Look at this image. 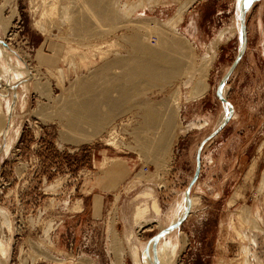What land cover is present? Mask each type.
<instances>
[{
    "label": "rangeland",
    "instance_id": "1",
    "mask_svg": "<svg viewBox=\"0 0 264 264\" xmlns=\"http://www.w3.org/2000/svg\"><path fill=\"white\" fill-rule=\"evenodd\" d=\"M48 1L0 0V61L30 77L12 82L15 98L0 92L8 123L0 135V238L10 242L0 264L153 263L137 251L151 245L155 257L150 243L182 203L187 215L160 238L181 242L173 264H217L219 232L227 236L228 217L240 210L249 253L243 257L231 243L226 259L264 264V0L246 8V46L223 82L224 102L217 90L240 49L241 0H95L85 32L68 21L69 0ZM176 39L187 46L184 57L171 48ZM154 46L163 49L160 58L184 60H162L153 78L139 75L129 85L123 78L131 67L163 59ZM209 60L206 89L193 97ZM80 100L111 117L96 138L74 146L61 141L57 118ZM144 104L157 116L146 117ZM229 107L230 118L210 137ZM166 108L173 113L169 131ZM250 109L261 125L253 135L237 132ZM113 126L117 145H106ZM205 139L189 210L184 192ZM142 142L153 143L152 157Z\"/></svg>",
    "mask_w": 264,
    "mask_h": 264
},
{
    "label": "bare ground",
    "instance_id": "2",
    "mask_svg": "<svg viewBox=\"0 0 264 264\" xmlns=\"http://www.w3.org/2000/svg\"><path fill=\"white\" fill-rule=\"evenodd\" d=\"M59 1H62V0H59ZM188 1L186 0L185 3L189 4ZM192 1L193 0H190V3ZM67 3L70 6L67 5L66 7L67 8L71 7V8H69V10L68 9H65V10L70 11V12H68V11H66V12L67 13H71V15L70 16L67 15L66 12L64 11V9L62 8L63 5H66L64 2H63V5H62V3L60 4V5H62L61 6L62 9L61 8H60L61 10L59 9L60 13L63 10L62 12L64 14H66L68 18H70V19H68L66 17L68 19V21L71 20V22L74 23V24L72 23L74 26H76V27L79 26L77 29H81V32H82V30H84V32H85L88 29L89 25H90L88 23V21L90 19V14L93 11L94 6L96 5V1L95 0H69V2H67ZM58 5H57V7H58ZM60 5H59V7H60ZM185 6H188V5H185ZM66 7L64 6V8H66ZM182 8L184 9V6ZM45 10H46V8H45ZM56 10H58V8ZM59 11H56V12H59ZM63 15H60L59 17L61 19L65 18V17H63ZM64 21H66V20L64 19ZM171 25H173V24H171ZM238 30H241V27L239 29V25H238ZM77 32H79V31H77ZM81 32H79V33H81ZM220 38L221 37H219V39ZM1 45H3V43ZM240 46H241V40H240ZM186 47L187 46L184 45L182 43V41H180V39H176V40L172 41L171 48L176 49L178 51V55H180L179 53L181 52L183 54V56L182 55H180V56H182V57H184L185 52L188 51V49ZM171 48H169V50ZM156 50H158V46H154V51L156 52ZM162 50H161V52H162ZM159 52L160 51L158 50V52H156L154 55H155V57L157 59H161L163 57V59H161V62L156 61L155 58L152 61H149V62L142 61L143 63H140L141 64L140 66H138L136 64L134 67H131L132 72L126 73V75H124L123 79L126 80L129 85H131L133 83V79H135L134 77H137L139 75H147L148 78L151 79L156 74H158L157 70L161 69L162 60H165L166 63H171V64L175 60L174 58H173V60H170L172 57L169 58L166 55H165V57H167V58H164V56H162V55H161V58H160L161 52L160 53ZM167 52H166V54H167ZM157 53H159V54H157ZM156 55H159V57H157ZM172 55L173 54L171 53V56ZM179 57L176 56L175 58H177V59L174 62H176V61L179 62V60L182 58V57L181 58H179ZM181 60H184V59L182 58ZM133 61L134 60L130 61V63L132 64ZM2 62L0 61V82H1V84H0V92L1 91L3 92V91L6 90V92L9 93V91H12V93L14 94V98H15L17 91L14 89V87H13L14 85L12 84V82H15L16 80L17 81H24L26 78L29 77V73L27 71H23V70L22 71H11L7 67H5ZM209 63H210V60L206 61L204 63L203 68L200 67V69H199L200 72H204V73H200L199 74L197 80L195 81V83L193 85L194 86L193 89H192V91H193V95L192 96L193 97H197V96L201 95L204 92V90L206 89V87L204 85L205 84L204 83V77H205V71H206V69H208V64ZM133 70L135 72H136V70H138L139 71L138 75L134 74ZM34 85L36 86V89L39 92L40 91L43 92L44 89H43V87H41V84L36 82ZM148 85H152V81L151 80L148 81ZM120 89L122 90V92L126 90L124 85H123V87L121 85ZM223 90H225V85L224 84L221 86V89H220L221 93L220 94H222V92H224ZM5 96H7V95L3 94V93H0V112H1V117L3 118V125H4V127L2 125L0 126V132H1L0 135L3 134V132L6 131L7 128L5 127V124H8V123H6L7 114L5 115L3 113V111H2V101H1V99L4 100ZM14 98L13 99L11 98L12 101H15ZM61 103H63V101ZM41 111H42V113H44L43 109ZM142 111H143V113H144V115L146 117H152V116L156 117L157 116V114L155 113L156 108H152V106H150V104H144V108H142ZM9 112L10 111L8 110L6 113H9ZM154 114L156 116H154ZM164 114L165 115L162 114L161 116H164V118L163 117L162 118L164 120H166V121L165 122L163 120L162 121L164 122V124H166L165 127H167V130L169 131L171 129V124L170 123L172 121L173 113H172L171 110H168V108H166L165 111H164ZM225 115H227V112H226ZM110 117H111V115H108V113H105V114L99 113L86 100H84V101L80 100V102H77L76 104L74 103V105L68 103V105H66L65 109L59 114V116L57 118V122H58V126H59L60 139H61V141L63 143H69V144L74 145V146H77V145L82 144L84 142L85 143L86 142H90L94 138H96V136H98V134H99V132L101 130H103L104 128H106L107 125L110 124L109 123L110 119H108ZM220 121L221 120L219 119V123H220ZM219 123L216 125V127H218L220 125ZM116 134H117L116 128L114 126L111 127V130L108 133L109 139L106 140V145H113V146L117 145V138H116L117 135ZM152 145H153V143H151V142H146V143L142 142L140 144V149H141L142 152H144V154H145L144 156L152 157V152H153L151 150L152 149L151 147H153ZM101 164H103V163H101ZM259 187L260 188H264V171L262 172V175H261V179H260V182H259ZM233 195H234L233 197H236L237 193H235ZM185 197H186V200H187V205H188L187 207L190 210V204L192 203L191 199H190V196H189L188 199H187V197H188L187 195H185ZM229 204H231V203L229 202ZM182 207H183V203H182ZM182 207L178 208L177 215L171 217L172 218L171 219V223L168 225L169 227L166 228L163 231L164 232L163 235L169 233L170 231L172 232L173 229L175 227H177L176 226L177 225L176 224V220L177 221H178V219L180 220L181 219L180 217L184 215ZM173 217H175V218H173ZM244 217L245 216L243 215L241 210L237 211L233 217H228V221L225 224L226 225L225 228L227 230V236L224 235V234H221V232H219V238H220L219 241L220 242L218 243L219 255H218V258L216 260L217 264H246L244 261L243 262L240 261L241 260L240 257H237L233 261L231 259L230 260L226 259V253H227V251L229 249L228 246L231 243H237L238 244L239 253L242 254L243 257L247 256L248 253H249V250L247 248L246 242L244 240V235H243L244 233L242 232L243 229H244V223H245ZM9 226H10V222L8 221V227ZM225 228L222 227V229H225ZM220 231H223V230H220ZM233 240H237L238 242H232ZM180 243L181 242L178 240V238H177V240L175 242H172L170 237L166 238V239H163V240L160 239V240L157 241L155 250L153 252V254H155V257H152V254H151V245H150V247L147 250H145L143 247H141L140 249H138L137 253H138V255H140V253H141L142 257L144 258L143 261L144 260L146 261V259H149V260L153 261V263L151 262L150 264H154V260H155V264H173L174 261H175L174 260L175 259V251H176L177 247H179ZM181 246H182V244H181ZM9 253H10V242H3L1 240V238H0V258L6 259ZM143 253H144V255H143ZM43 255H46V254L44 253ZM153 258H154V260H153ZM88 261L89 262L85 261L83 264H87V263L88 264H92V262L90 260H88ZM135 263L141 264L140 260H138V259H136Z\"/></svg>",
    "mask_w": 264,
    "mask_h": 264
},
{
    "label": "water",
    "instance_id": "3",
    "mask_svg": "<svg viewBox=\"0 0 264 264\" xmlns=\"http://www.w3.org/2000/svg\"><path fill=\"white\" fill-rule=\"evenodd\" d=\"M254 1H260V0H241L239 3V7H238V15H239V21H240V40H241V46L238 52V55L235 59V61L233 62L232 66L230 67L228 73L226 74V76L221 80L219 87L217 90L218 91V98L220 100H222L224 102V99L222 98V96L220 95V87L223 85L224 80L226 79V77H228V75L230 74V72L233 70V68L235 67V65L238 63V61L240 60V58L242 57L244 50H245V46H246V26H245V11L246 8H248V4ZM229 106V105H228ZM230 109L227 112L226 117L224 118V121L216 128V130H214V132H212V134L210 135V137L214 136L228 121V119L230 118L231 115V107H229ZM207 139L203 140L200 144V147L197 151V155H196V162H197V167H196V171L195 174L193 176V179L190 181L189 186L187 187V189L185 190V195H188V192L190 191L191 186L194 184L197 174H198V168H199V155H200V149L202 148V146L205 144ZM188 211V210H187ZM185 212V214L183 215V217L176 222L177 225H179L181 223V221L185 218V216L187 215L188 212ZM164 234L163 231H161L158 235H156L150 244H152V246L154 247L157 244V241L161 238V236Z\"/></svg>",
    "mask_w": 264,
    "mask_h": 264
},
{
    "label": "crops",
    "instance_id": "4",
    "mask_svg": "<svg viewBox=\"0 0 264 264\" xmlns=\"http://www.w3.org/2000/svg\"><path fill=\"white\" fill-rule=\"evenodd\" d=\"M256 111L257 110H255V109H250V110H248L247 111V113H246V116L244 117V120H243V122L242 123H240V125H239V129H238V131L237 132H239V133H242L243 131H247L248 129H251V130H253V132H251L250 131V133H251V135H253V134H255V132H256V130L258 129V127L261 125V120H262V118H257V119H255V116H256ZM197 115V114H196ZM196 115H193V118L191 119V120H193V119H195L196 117ZM234 116V115H233ZM232 116V117H233ZM261 119V120H260ZM255 120H256V122H255ZM229 148V147H228ZM227 148V149H228ZM198 150V149H197ZM196 150V151H197ZM219 159H221V158H219ZM219 162H220V160H219ZM220 164H221V162H220ZM219 164V165H220ZM223 165V164H222ZM254 167H256V161H255V164L253 165ZM255 168H253L252 170H254ZM122 174H121V172H120V174H116V177H118V178H120V176H121Z\"/></svg>",
    "mask_w": 264,
    "mask_h": 264
}]
</instances>
